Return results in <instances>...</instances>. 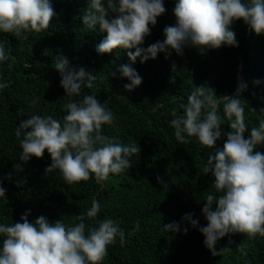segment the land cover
Instances as JSON below:
<instances>
[{
    "label": "trees",
    "instance_id": "16d2710c",
    "mask_svg": "<svg viewBox=\"0 0 264 264\" xmlns=\"http://www.w3.org/2000/svg\"><path fill=\"white\" fill-rule=\"evenodd\" d=\"M176 2L164 0L166 12L157 18L155 26L149 25L150 34L139 47L163 41L164 27L175 23ZM50 3L57 15L49 29L20 37L0 32V43L9 56L7 62L0 63V77L11 81L8 88L0 91V186L6 189V196L0 197V224L20 222L26 210H30V222L43 215L51 222L62 219L65 224H74L78 222L76 216L96 200L100 212L96 218L86 217L85 224L95 227L100 220L113 219L124 229L126 240L122 246L117 237L101 264H264V237L259 234L255 238L240 233L221 238L216 250L230 247L231 251L215 257L205 247V237L198 230L207 224L202 208L209 193L218 195L211 186L213 176L203 171L213 150L202 146L195 137L188 143H179L170 123L175 118L174 111L177 116L183 115L182 105L187 104L196 86L206 83L222 100L223 95L233 96L240 84H246L241 99L246 102L247 138L251 128L264 118L260 113L264 108V34L256 35L239 20L231 25L238 47L225 45L207 49L201 55L189 46L183 55L172 51L165 59V53H158L156 59L141 63L137 58L132 63L127 53L135 49L97 53L96 46L106 33L100 31L99 25L89 29L83 24L88 0ZM113 15L110 13V17ZM61 55L69 60L71 68H83L97 76L93 86L83 88L80 96H66L60 85L54 58ZM129 63L142 77L141 85L131 92L124 88L129 83L126 78L118 72L116 77L111 75ZM255 80L261 83L255 85ZM85 95L96 96L114 115L113 124L103 126L104 135L140 147L141 151L130 157V169L110 173L104 181L93 175L87 181L68 185L58 169L45 174L52 162L47 150L41 158L20 161L22 149L15 135L20 122L31 114L52 115L63 122L64 104L82 100ZM34 98H38L35 107ZM218 108L223 116V104ZM20 109L23 116L18 114ZM227 123L223 120V133L230 131ZM225 140L222 135L215 147L222 148ZM255 151L264 153V144ZM157 177L163 183H158ZM188 213L198 219L197 228L182 221ZM172 222L180 224L179 232L164 230L163 225ZM137 224L139 230L134 231ZM184 228L188 229L186 234ZM3 239L0 235V247ZM241 243L247 245L244 253L237 249Z\"/></svg>",
    "mask_w": 264,
    "mask_h": 264
},
{
    "label": "clouds",
    "instance_id": "9594fccd",
    "mask_svg": "<svg viewBox=\"0 0 264 264\" xmlns=\"http://www.w3.org/2000/svg\"><path fill=\"white\" fill-rule=\"evenodd\" d=\"M165 12L164 0H88L82 21L89 29L99 25L100 31L106 33L96 46L97 53L135 49L127 53L132 63L137 58L141 63L156 59L158 53H165V59L172 51L183 55L184 48L189 46L198 49L201 55L207 49L225 45L238 47L231 25L239 20L256 35L264 34V0H177L173 9L175 23L164 27L163 41L147 48L139 47L150 34L149 25L155 26L157 18ZM110 13L114 15L110 17ZM56 15L50 0H0V32L17 37L27 32L39 34L49 29ZM8 59L6 48L0 43V63ZM54 65L61 77L60 85L69 97L80 96L82 89L91 88L97 78L83 68L78 71L71 68L69 60L62 55L54 58ZM172 70H176L175 64ZM117 72L129 81L124 85L129 92L142 83L131 63L122 64L112 72V77ZM10 84V80L5 82L0 77V91ZM246 88V84H240L235 95H223L219 100L206 83L196 86L188 95L187 104L182 105L183 115L177 116L174 111L175 118L170 122L179 143H188L195 137L202 146L213 150L203 171L213 176L211 186L218 195L206 196L202 214L207 224L198 229L213 257L231 251L230 247L216 250L218 241L229 234L264 237V153L255 151L264 144V118L245 138L246 102L241 95ZM37 101L38 98L32 100L33 107ZM221 103L223 116L218 108ZM63 107L66 111L63 122L52 115L40 114H31L20 122L15 130L22 149L20 161L41 158L47 150L52 162L45 174L58 169L68 185L87 181L93 175L104 181L110 173L130 169V157L141 149L137 144H123L103 134V126L112 125L114 115L96 96L85 95L82 100L69 101ZM260 113H264V108ZM18 114L23 116V110ZM225 119L230 128L227 133L221 128ZM222 135L226 136L223 147H215ZM157 182L163 183L162 178L157 177ZM5 196L6 189L0 186V197ZM100 208L99 202L93 200L86 212L76 216L78 222L74 224H65L62 219L51 222L43 215L30 222V210L21 215L20 222L0 224V235L4 237L0 264H101L108 246L117 237L122 246L126 240L124 229L113 219L100 220L95 227L85 224V218H96ZM182 221L189 222L193 228L199 224L191 213L182 217ZM163 228L172 233L181 230L177 222ZM138 230L139 224L134 231ZM183 231L186 234L188 229ZM246 247L241 243L237 249L244 253Z\"/></svg>",
    "mask_w": 264,
    "mask_h": 264
}]
</instances>
